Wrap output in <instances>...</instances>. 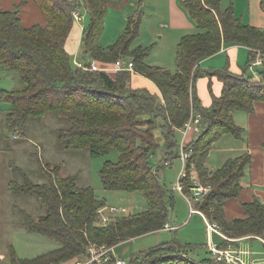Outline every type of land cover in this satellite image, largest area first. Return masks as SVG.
Returning <instances> with one entry per match:
<instances>
[{
  "label": "trees",
  "instance_id": "trees-1",
  "mask_svg": "<svg viewBox=\"0 0 264 264\" xmlns=\"http://www.w3.org/2000/svg\"><path fill=\"white\" fill-rule=\"evenodd\" d=\"M34 1L46 19L45 25L23 24L19 13L27 0L14 10L0 8V64L23 81L19 88L0 89V101L8 105L4 119L7 130L25 135L29 119L40 121L49 113L67 119L68 126L58 129V142L67 150L87 149L92 156L118 151V160L106 161L100 170L104 188L127 193L139 191L147 208L119 215L108 225H101L98 211L107 207V200L99 198L90 186L80 188L75 175L63 176L62 164L42 165L47 176V182L42 184L33 182L16 167L24 182L11 180L8 189L35 196L46 209L35 218L15 207L24 217L27 232L53 239L59 247L34 258H24L9 245L7 264H65L84 256L92 243L116 247L163 230L174 211L176 195L163 182L159 171L180 158L179 131L192 112L201 117V131L188 144L192 155L186 164L183 193L192 200L193 208L228 238L219 248H228L243 237L264 238L261 200L244 204V219L228 220L224 210L226 201L240 194L241 179L251 155L230 158L215 170L207 165L214 144L222 136H242L243 130L235 123L233 113L253 112L255 102H264V67L256 69L263 78L261 82L252 81L247 70L236 74L227 66L211 71L200 67L202 60L229 45L249 47L251 65L256 52L264 53V29L244 23L236 16L233 5L223 6L222 0H183L182 7L197 31L184 35L178 43L177 69L173 72L147 62L154 45L132 47L140 35L142 11L130 15L119 37L105 46L100 42L108 8L105 0ZM261 7L264 10V0ZM75 10L87 12L89 18L81 52L90 61L81 67L75 64L66 47L75 27ZM119 59L131 60L132 70H108L107 66ZM93 61L104 66L96 68ZM133 74L154 83L159 94L146 87H133ZM203 76H216L223 82L219 96L213 94L210 85L213 101L209 107L201 104L195 85ZM157 129L162 143L157 139ZM159 149L163 150V158L156 167L151 159ZM32 156L36 158L35 154ZM192 169L204 186L212 187L201 201L194 200ZM128 264L223 263L215 259L206 244L184 243L174 238L146 251L133 252Z\"/></svg>",
  "mask_w": 264,
  "mask_h": 264
},
{
  "label": "crops",
  "instance_id": "crops-1",
  "mask_svg": "<svg viewBox=\"0 0 264 264\" xmlns=\"http://www.w3.org/2000/svg\"><path fill=\"white\" fill-rule=\"evenodd\" d=\"M23 1L24 0H0V8L4 10H14V8L21 5ZM105 1L107 2L108 7L107 12L109 11L108 16H110V12L113 14V11L119 16L125 11V9H128V12H130L133 9L136 10L138 7H148L147 11L149 15L143 12L140 35L146 24L147 26L150 25L151 28L153 24H157L161 29L157 31L152 30L153 36L149 43L141 41L137 46L141 45L146 47L154 45L152 51L159 48L161 46L160 42L162 41L163 43L170 45V48L176 47L177 49V45L184 35L192 34L197 31L196 24L188 17L186 11L182 7L183 0ZM261 1L262 0H222V4L223 6L232 4L236 16L240 17L244 23L264 29V10L261 7ZM81 14L83 19L75 21V27L67 40L66 47L69 53L73 55L74 62L79 59V61L81 60L82 63H85L90 61V57L83 58L81 44L83 32L89 23V18L87 12L82 11ZM132 14L133 13L130 15ZM19 15L25 26H32L37 23L42 25L46 24V19L34 0H27V3L21 6ZM148 16H151L152 19H148ZM124 17L128 18V15H125ZM106 24L107 20L105 21V25ZM158 34H160L159 38H157ZM118 37L116 36L115 40ZM164 49H166V51ZM161 50L163 54L168 52L165 47H162ZM250 52V48L245 45L224 46L218 53L202 60L200 67L206 71H211L213 69L227 66L231 72L236 74H241L244 70H247L253 78L255 77V79L259 80L258 77L262 76L257 72L256 67L262 66L249 65ZM148 63L151 64L150 62ZM93 64L96 68H102V66H104L96 61H93ZM0 66L2 65L0 64ZM108 70L112 71L113 69L109 68ZM131 85L136 88L146 87L151 92L159 94V90L154 83L140 74H133ZM195 85L199 100L205 107H209L213 101L210 85L212 86L213 94L216 96L221 95L223 90V82H221L216 76H213L212 78L206 76L200 77L197 79ZM0 89L8 88L0 87ZM4 110H6V108H0V151L6 144L5 136L1 130V124L4 121L6 114V112H3ZM233 119L235 123L242 128V136L240 138L232 134H225L222 136L214 144L213 150L207 160L208 167L215 170L223 166V164L230 158H236L245 155L246 153L251 155V162L246 167L245 174L241 179L242 189L239 196L228 199L224 205L225 216L228 220L246 218L244 209L245 203H250L255 199H259L264 203V102H255L253 112L244 110L235 111L233 113ZM198 133L200 132L192 130L187 136L188 143L194 140ZM181 137L182 133L179 131L180 140ZM161 140L162 143V137ZM3 162L6 167H10V160L5 162V159H3ZM8 183L9 182H7V185ZM192 191L195 195V191ZM182 197L186 203L182 210L183 213L178 210L180 222L178 224L170 218L169 223L174 226L175 229L169 231H178L179 228L180 231L187 229V233L182 234L181 240L176 238L184 243L206 245H208L209 242H213L217 245L222 243L227 237L222 233L220 228L217 227V230H211L208 228L209 221L205 215L199 210L192 208L190 202L184 195H182ZM163 230L165 231L168 229L164 228ZM236 241L235 244H231L228 248L221 249L233 250L235 255L246 264H264V238L243 237ZM118 246L114 248L115 252Z\"/></svg>",
  "mask_w": 264,
  "mask_h": 264
},
{
  "label": "rangeland",
  "instance_id": "rangeland-1",
  "mask_svg": "<svg viewBox=\"0 0 264 264\" xmlns=\"http://www.w3.org/2000/svg\"><path fill=\"white\" fill-rule=\"evenodd\" d=\"M147 8L148 7H138L136 10H140L149 15ZM136 10L133 9L128 12V9H125V11L119 15L120 17L115 11H113V14L110 12V16H108V11L106 14L107 24L104 28L105 32L103 31V38L101 37L100 40L101 44L109 45L113 43L114 41L112 40H115L116 36L118 37L119 33L121 31L123 32L125 28L128 18L124 16L128 15L129 17V15L136 12ZM148 17V19H152L151 16ZM159 29L161 28L157 26V24H153L152 28L150 25L147 26L146 24L144 29H142L140 37H137L133 42L132 47H137V44L141 41L149 43L153 36L152 30L157 31ZM159 35L160 34H158L157 38H159ZM160 44L161 46L159 48L155 51H151L152 53L147 58V62H150L153 65L156 64L166 67L173 72L176 71V47L170 48V45L163 43V41L160 42ZM162 47L167 48L168 52L163 54L161 52ZM164 50L166 51V49ZM77 63L75 64L77 65ZM81 64L83 63L81 62ZM113 67L114 65L107 66L108 69H113ZM256 69L259 70L260 67H256ZM258 78L259 80L255 79V77L251 80L254 82H261L263 79L262 77ZM22 85L23 81L17 73L8 71L3 66H0V87L12 89L19 88ZM7 106L8 105L6 103L4 104L0 102V108L5 109ZM3 112H6V110ZM68 124L69 122L67 119L59 118L53 113L47 114L40 121L29 119L25 135H19L18 132L8 131L5 121L1 124V130L6 141L5 147L0 151L1 263L3 262L7 264L10 262L9 245H13L17 254L24 258H34L40 254L59 247V244L53 239L41 234L27 232L24 217L15 207L18 206L35 218L43 215L46 212V209L40 200H38L35 196L13 193L8 189L7 182H10L11 180H17L20 183L24 182L23 175L21 172L15 170L16 167L24 171L28 178L33 182L42 184L47 182V176L43 171L42 165L45 166L49 164L52 167L57 164H62L61 174L63 176L75 175L77 177L76 183L80 188L88 186L92 187L99 198L107 200V206L126 207L128 208L127 213L141 212L147 208L146 199L139 191L127 193L104 188L100 177V170L106 161L118 160V151L112 150L103 155L92 156L87 149L67 150L61 143L58 142V129L66 127ZM16 133L17 137H14V134ZM156 136L158 141L161 143L162 135L159 129L156 130ZM34 154L36 155V158L32 156ZM162 158L163 150L159 149L151 160L157 167L159 163H161ZM3 159H5V162L10 160V167H6ZM170 163V165L161 168L159 175L168 187L175 190L176 207L171 215V219L179 224L180 220L178 210L183 213L182 210L186 203L182 197L183 194L176 190L178 177L182 170V161L180 158H176ZM187 231V229L180 231L179 228L178 231L163 230L149 233L121 243L117 247L115 253L118 257L124 259L128 264L133 252L146 251L163 242L173 240L174 238H179L181 240L182 234L187 233ZM202 251L203 255L205 251L204 249H202Z\"/></svg>",
  "mask_w": 264,
  "mask_h": 264
},
{
  "label": "built area",
  "instance_id": "built-area-1",
  "mask_svg": "<svg viewBox=\"0 0 264 264\" xmlns=\"http://www.w3.org/2000/svg\"><path fill=\"white\" fill-rule=\"evenodd\" d=\"M73 15L76 20H82V14L79 10H75ZM257 56L255 61L251 65H261L264 67V53L261 51L256 52ZM79 62V63H77ZM78 66H83L80 61L75 60ZM133 62L131 60L119 59L115 62L113 70H132ZM200 132L201 131V117L195 112H192L190 119L185 123L184 127L181 129L182 137L180 140V159L182 161V170L178 177V183L176 185V190L180 191L190 202L192 206V200L183 193V179L187 176L186 164L189 157L192 155V149L188 148L187 136L191 131ZM14 137H17V133L14 134ZM169 162L167 165H170ZM191 179L194 183L193 190L195 191L196 201H201L203 197L212 189L211 186L202 185L197 177V172L195 169L191 171ZM193 208V206H192ZM128 212L126 207H115L107 206L101 208L98 213L100 214V224L108 225L115 217L125 214ZM164 228L168 230H174L175 227L167 222ZM208 228L211 230H217L216 224H208ZM209 250L213 253L215 259L223 264H246L241 259H239L233 250L230 249H221L217 244L213 242L208 243ZM114 246L110 247L107 245H100L92 243L88 246L87 252L84 256H79L73 260L66 262L65 264H127L124 259L118 257L115 253Z\"/></svg>",
  "mask_w": 264,
  "mask_h": 264
}]
</instances>
